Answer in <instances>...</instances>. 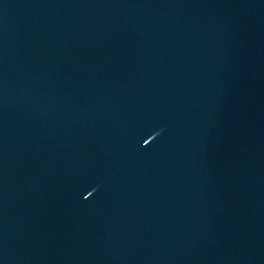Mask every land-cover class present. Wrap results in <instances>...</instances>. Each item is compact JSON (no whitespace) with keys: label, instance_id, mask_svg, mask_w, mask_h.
<instances>
[{"label":"water","instance_id":"95a60500","mask_svg":"<svg viewBox=\"0 0 264 264\" xmlns=\"http://www.w3.org/2000/svg\"><path fill=\"white\" fill-rule=\"evenodd\" d=\"M0 264H264V0H0Z\"/></svg>","mask_w":264,"mask_h":264}]
</instances>
